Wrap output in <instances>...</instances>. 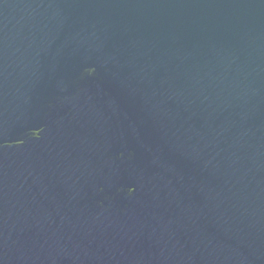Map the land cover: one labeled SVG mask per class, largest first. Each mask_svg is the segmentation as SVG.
<instances>
[{"label":"water","instance_id":"95a60500","mask_svg":"<svg viewBox=\"0 0 264 264\" xmlns=\"http://www.w3.org/2000/svg\"><path fill=\"white\" fill-rule=\"evenodd\" d=\"M0 264H264V0H0Z\"/></svg>","mask_w":264,"mask_h":264}]
</instances>
